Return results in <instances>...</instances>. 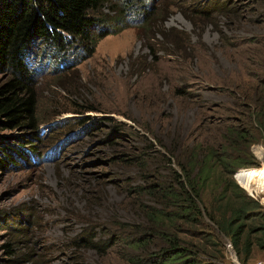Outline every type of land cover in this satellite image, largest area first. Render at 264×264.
I'll use <instances>...</instances> for the list:
<instances>
[{
    "label": "rangeland",
    "instance_id": "obj_1",
    "mask_svg": "<svg viewBox=\"0 0 264 264\" xmlns=\"http://www.w3.org/2000/svg\"><path fill=\"white\" fill-rule=\"evenodd\" d=\"M201 1L108 2L98 15L109 20L105 29L111 32L77 66L71 54L79 46L62 67V61L55 66L43 59L39 46L32 60L37 129L0 128V137L25 136L24 149L33 150L12 169H0V264H130L116 252L123 246L100 256L77 246L76 238L88 228L106 237L123 232L120 222L145 224L141 204L155 201L137 188L174 184V173H181L162 154L176 146L175 156L187 164L196 144L214 145L229 126L243 125L238 98L250 103L254 94L245 54L253 44L244 40L264 36V0H237L244 11L239 17L196 14ZM146 14L154 23L143 29ZM6 76L0 74V84ZM190 85L188 94L177 93ZM247 150L251 166L238 167L224 181L213 166L206 182L203 202L218 221L236 205L231 189L225 190L231 181L264 209L263 130L256 129ZM205 223L186 228L210 234L214 245L179 230L180 221L169 229L197 243L206 261L241 262L217 225ZM164 245L156 240L132 253L145 256ZM259 260L264 251L256 246L246 264Z\"/></svg>",
    "mask_w": 264,
    "mask_h": 264
},
{
    "label": "trees",
    "instance_id": "obj_2",
    "mask_svg": "<svg viewBox=\"0 0 264 264\" xmlns=\"http://www.w3.org/2000/svg\"><path fill=\"white\" fill-rule=\"evenodd\" d=\"M110 1L113 0H0V74H7L0 84V128L37 129L32 60L38 55L39 46L44 47L43 59L53 61L55 66L62 61L61 67L66 64L68 54L70 56L71 51L79 46L80 50L71 54V59L74 58L72 67L77 66L95 52L100 39L110 34L111 30L105 29L109 27V20L98 15ZM119 1L128 5L131 0ZM236 4L237 0H203L194 12L208 17L223 11L226 15L232 12L239 17L244 11ZM149 14L144 17L143 29L154 23ZM119 27L115 26L113 30H121L123 26ZM221 35L227 39L223 33ZM244 44L249 47L253 44L245 54L246 72L254 83V94L250 103L238 98L237 107L242 108L243 125L229 126L220 133V140L214 145L205 147L196 144L187 164L175 156L176 146L168 153L158 151L170 165L175 162L181 173H174V184L161 181L137 188L138 193L150 195L155 201V205L141 204L146 223L120 222L117 225L123 232L106 237L107 234L101 235L97 227L88 228L76 238L77 246L96 251L100 256L123 246L121 251L116 252L130 264H213L202 258L197 243L186 242L176 231L169 229L171 226L179 228L177 222L180 221L183 228L179 230L204 239L205 245H214L210 234L202 233L195 227L186 228V224L204 225L207 218L229 239L243 264L247 263L254 247L264 251V209L258 199L248 196L238 183L231 181L225 190L231 189L236 205L230 209L229 215L218 221L202 197L213 166L220 167L219 179L224 181L223 176L232 175L238 167L254 163L253 155L247 150L248 145L252 143L257 128L264 131V36L260 40L256 36L250 37L244 40ZM256 45L260 47L256 48ZM152 54H156L154 50ZM154 60L158 62L160 58L155 57ZM192 87L176 91L186 95ZM253 119L257 126L253 124ZM27 141L25 136L0 137V169H12L19 161H24L29 151H33L32 148L24 149L23 144ZM195 166L199 167L196 173ZM252 170L254 168L242 169L235 178L246 177ZM156 240L166 245L149 251L145 256L132 253L136 249H148Z\"/></svg>",
    "mask_w": 264,
    "mask_h": 264
},
{
    "label": "built area",
    "instance_id": "obj_3",
    "mask_svg": "<svg viewBox=\"0 0 264 264\" xmlns=\"http://www.w3.org/2000/svg\"><path fill=\"white\" fill-rule=\"evenodd\" d=\"M236 262H237V264H241V262H239L237 260H236ZM255 264H264V261L259 260V261H256Z\"/></svg>",
    "mask_w": 264,
    "mask_h": 264
}]
</instances>
